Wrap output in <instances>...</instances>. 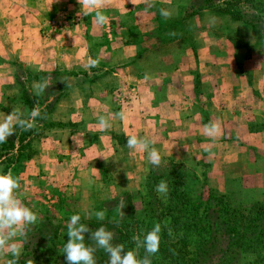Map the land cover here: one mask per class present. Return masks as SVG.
<instances>
[{
  "label": "crops",
  "instance_id": "obj_1",
  "mask_svg": "<svg viewBox=\"0 0 264 264\" xmlns=\"http://www.w3.org/2000/svg\"><path fill=\"white\" fill-rule=\"evenodd\" d=\"M44 3L48 12L43 15L49 14V18L41 21L46 22L48 30L44 32L52 39L45 49L36 48V52L57 54L55 63L63 70L77 74L88 70L84 63L87 33L83 21L89 17L94 38H125L113 45H99L100 53L109 54L105 62L109 73L91 82L76 78L54 109L53 120L80 123L69 132L75 133L76 144L81 145L83 137L93 133L100 134L93 146L100 140L106 147L112 134L125 139L147 136L155 141L161 157L169 155L177 163L194 160L199 169H207V177L214 184L251 177L264 181V40L259 32L253 28H222L227 17L213 11V0H136V5L131 0H106L99 9L108 17L103 26L93 23L95 10L81 12L78 0ZM161 8L171 10V18L162 17ZM89 11V15L84 14ZM55 21L76 24L59 29ZM170 21L184 25L171 33L159 29L163 22ZM17 32L14 37L20 38L21 30ZM129 35L140 40L133 42L127 38ZM169 35L172 43H158ZM4 36L1 33L0 54L6 51ZM165 52H170L169 58ZM114 54H119L117 59ZM3 85L2 81L1 94L9 93ZM122 109L128 114L123 121L116 116ZM6 114L10 113L0 109V118ZM100 115L111 116V128L98 127ZM210 120L220 123L222 129L214 140L204 134V125ZM55 133L64 140L67 132L58 129ZM53 139L59 142L57 136ZM46 147H37L39 158H46L43 155L50 150ZM128 151L126 164L143 165L137 159L148 164L147 150ZM32 163L35 160L29 163L34 168ZM48 164L52 165L51 159H45L38 169L49 175L45 172ZM54 167V176L66 171L58 163Z\"/></svg>",
  "mask_w": 264,
  "mask_h": 264
},
{
  "label": "rangeland",
  "instance_id": "obj_2",
  "mask_svg": "<svg viewBox=\"0 0 264 264\" xmlns=\"http://www.w3.org/2000/svg\"><path fill=\"white\" fill-rule=\"evenodd\" d=\"M45 5L44 0H0V35L1 33L7 35L2 38L6 51L0 54V88L3 81L4 88L8 87L9 91V93L1 94L0 90V109L11 113L16 107L21 111L30 112L31 109L25 103L24 94L26 92L31 94L32 86L39 82L41 77L49 78L52 85L44 95H41L45 100L39 102V105L42 111L48 105L51 115L42 118L41 132L38 136H34L31 142L30 159L24 158L16 169L12 168L14 174L21 177L19 197L38 215L35 225L29 227L28 235L37 227L50 229L56 225L54 232L59 237V244L64 246L68 239L66 225L73 214H80L81 222L93 231L101 226L111 227L114 222L121 220L120 210L116 206L122 198L125 199L126 206L122 209L125 216L121 221L127 222L133 218L144 219L147 213L151 214L145 199L147 187L152 186L155 177L165 171H170L172 165L177 162L165 154L162 156L159 167L152 165L149 160L147 164L139 159H137L138 162L143 165L126 164L125 160L129 156V151L127 139L124 136L112 134L113 137L108 147L99 143L100 140L96 146H93L95 139H100V134L93 133L88 138L84 136L85 141L79 145L75 142V133L70 135L69 132L73 131L72 127H80V123L53 120L54 109L58 101L66 94L67 82L72 85L76 78L91 82L109 73L105 63L108 61L106 57L109 54L100 53L99 45H113L114 41H123L125 38L118 36L116 39L114 35L107 38H94L90 35L93 27L89 17L83 21V27L87 33L84 42V63L87 64L89 58L99 57V66L78 74L63 70L55 63L57 54L36 52V48L45 49L52 39L49 33L44 32L48 30L44 27L46 22L41 21V18H49V14L43 15L48 12ZM212 7L213 11L227 17V22L222 25V28L228 31L253 28L262 35L264 40V0H224L223 4L218 3V0H213ZM231 19L233 21L230 22ZM75 24L76 22L72 21L54 22L59 29L70 28ZM183 25L181 21L163 22V28L159 29L171 33L177 28H182ZM125 27L129 28L128 25ZM12 29H15L14 35H11ZM17 29L21 30L20 38L14 37L18 33ZM127 38L133 42L140 40L138 36L129 35ZM172 41L173 37L169 35L161 37V42L158 43L170 44ZM118 55L114 54L113 58L117 59ZM164 55L169 58L170 52H165ZM43 62H45L44 65ZM10 82L13 83L10 85ZM53 94L54 99L48 103V96ZM36 102V100L33 102V108ZM54 129L55 132L58 129L67 132L64 140L58 137V133L53 132ZM69 135L73 137V141ZM55 136L59 142H54ZM12 137L13 135L8 138L7 143L0 145V169L3 170L6 168L3 158L10 154L9 144ZM40 145L47 146V149L50 148L47 154L43 155L46 156L45 159L52 160V165L48 164L49 169L45 171L49 175L38 169L39 164L42 166L45 161L37 154L40 152L37 150ZM32 160H35V163H32L34 168L29 165ZM56 163L63 166L66 171L54 176ZM177 164L183 166L185 173H193L197 177V181L196 179L194 182L190 180L189 188L194 191L198 189L201 193L204 187L213 196L225 197L229 201L236 219V226L241 234L237 245H229V240L226 239L223 242H211L206 246L196 247V249L190 247L189 250L194 257L196 253L199 256L200 264H264V209H261L264 208V181L253 180L251 177L244 181L230 180L227 183L222 181L214 184L207 177V169L205 167L199 169L194 160ZM28 167L30 171L24 172V169ZM151 170L155 172L151 174ZM223 183L224 186H220ZM156 195L166 203L159 202L158 211H156L159 216H168L169 212L175 213V201L169 202L165 194L156 192ZM98 211L105 212L103 220L95 216ZM155 223L157 222L147 221L148 231ZM173 223L175 224V220ZM89 237L90 233H86V242L92 243ZM193 238L195 240L196 237ZM161 245L160 243V247ZM194 250H197L195 254ZM96 255L101 262L103 260L104 264H107L108 255L103 249H99ZM145 255V250L140 248L139 256L142 258ZM11 258L10 255L0 256V264H7ZM151 260L152 264H171L158 254L151 256Z\"/></svg>",
  "mask_w": 264,
  "mask_h": 264
},
{
  "label": "clouds",
  "instance_id": "obj_3",
  "mask_svg": "<svg viewBox=\"0 0 264 264\" xmlns=\"http://www.w3.org/2000/svg\"><path fill=\"white\" fill-rule=\"evenodd\" d=\"M78 2L81 6V12L82 9L95 10L94 24L103 26L108 23V17L99 10L105 6L106 0H78ZM223 2L224 0H218L220 4H223ZM131 3L136 5V0H131ZM146 6H151V4L146 3ZM84 14L89 15L90 11ZM160 14L165 19H169L172 16V11L161 8ZM211 22H215V17L211 18ZM99 59V57L89 58L85 67L88 69L98 67ZM89 75H91V72H89ZM50 85L52 84H50L48 77H41V80L32 86L31 94L38 98L46 93ZM67 85L69 86L68 82ZM48 98V103H51L54 94L48 96ZM116 116L121 121L128 119V114L123 109L116 113ZM42 118V110L38 99L35 107L30 112H24L14 107L10 114L0 118V145L7 143L8 138L12 135L18 134L17 129L21 132L33 130L37 127V121ZM97 125L102 130L111 128V116L100 115L97 118ZM221 131L220 123L214 120H210L204 125V134L210 139L214 140L220 135ZM16 143H18V139ZM154 144L155 141L147 136L131 135L127 138V147L130 154L135 150H147L149 162L155 167H159L162 157ZM206 151L210 152L211 150L206 149ZM20 189L21 177L14 174L13 168L9 167L7 171L0 169V256L10 255L12 257L7 261V264H19L24 244L28 243L30 238L28 235L29 227L35 225L38 220L37 213L19 197ZM156 191L160 194H167V181L161 180L156 185ZM125 206L124 198L116 206L120 210L121 220L125 216L122 211ZM95 216L97 219L103 220L105 212L98 211ZM116 223L118 224L119 221H116ZM66 228L68 239L62 251L65 254L67 264H97L95 254L99 249H103L107 253V264H152L151 256L159 251L161 243L162 226L159 222L155 223L143 238L138 234L134 235L132 240L135 243V249H127V251H125L126 247L123 243H113L116 236L114 231L108 230L104 226L93 231L88 225L81 222V215L78 213L70 217ZM86 233H90L89 239L92 243L86 242ZM140 248H143L146 252V255L142 258L139 256ZM27 264H33V261L29 259Z\"/></svg>",
  "mask_w": 264,
  "mask_h": 264
},
{
  "label": "trees",
  "instance_id": "obj_4",
  "mask_svg": "<svg viewBox=\"0 0 264 264\" xmlns=\"http://www.w3.org/2000/svg\"><path fill=\"white\" fill-rule=\"evenodd\" d=\"M37 99L39 102L45 100L42 96L36 98L27 92L24 94L25 103L30 106V109L33 108V102ZM50 115L51 112L47 105L43 108L42 116L44 118ZM41 122L42 119H39L37 127L30 131L21 132L17 129L18 134H14L10 140V154L3 158L6 165L5 171L9 167L16 169L24 158L30 159L31 142L33 137L41 132ZM17 139L18 143H16ZM152 172L155 171L151 170V174ZM195 179L197 181L195 174L185 173L183 166L177 163L172 165L170 171H165L155 177L152 186L147 187L145 196L151 214L147 213L144 219L133 218L127 222L120 220L118 224L114 222L111 227L107 225L106 227L110 228L108 230L116 233L113 243H123L126 247L125 251L134 249L135 243L132 237L138 234L143 238L149 229L147 221L151 220L159 222L162 226V245L156 254L161 255L171 264H200L197 250H194L195 258L189 250L190 247L196 249V247L206 246L211 242H223L226 239L229 240V245H237L241 234L236 226V219L229 201L225 197L213 196L204 187L201 193L198 189L194 191L189 188L190 180L194 182ZM161 180L168 183V192L165 197L169 202L175 201V213L169 212L168 216H159L156 212L159 202L163 201L156 195V185ZM163 203L166 204L164 201ZM162 219L165 220L162 221ZM54 230H56V225L50 229L37 227L32 231L29 234L28 243L24 244L19 264H27L29 259L33 261V264H67L62 251L63 246L59 244V237ZM193 237H196L195 240ZM96 259L97 264L105 263L103 260L101 262L97 255Z\"/></svg>",
  "mask_w": 264,
  "mask_h": 264
}]
</instances>
